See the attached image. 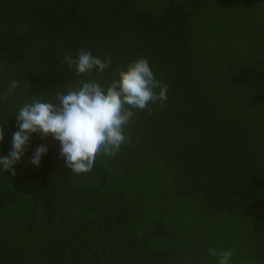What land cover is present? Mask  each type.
Instances as JSON below:
<instances>
[{
    "label": "trees",
    "instance_id": "16d2710c",
    "mask_svg": "<svg viewBox=\"0 0 264 264\" xmlns=\"http://www.w3.org/2000/svg\"><path fill=\"white\" fill-rule=\"evenodd\" d=\"M81 49L110 67L77 75ZM140 57L167 100L133 109L115 156L74 174L32 134L0 168V264H264V0H0V156L29 96L106 88Z\"/></svg>",
    "mask_w": 264,
    "mask_h": 264
},
{
    "label": "clouds",
    "instance_id": "9594fccd",
    "mask_svg": "<svg viewBox=\"0 0 264 264\" xmlns=\"http://www.w3.org/2000/svg\"><path fill=\"white\" fill-rule=\"evenodd\" d=\"M111 62V53L102 59L83 49L75 59L71 53L64 57V63L74 68L77 75L93 70L103 73ZM20 83L11 80L4 96L13 93ZM26 87H31L29 82ZM167 91L168 85L157 80L148 60L140 57L129 62L126 70L117 69L106 88L95 80L77 81L66 92H56L58 103L29 96V102H25L15 115L17 130L11 134V150L0 156V168L15 176L14 165L21 161L32 134H38L42 140L51 136L59 142V158L65 161L68 170L86 174L94 167L98 153L115 156L130 140L124 128L135 114L133 109L144 110L149 103L163 104ZM4 136L5 129L0 127V143ZM47 152L46 144L39 145L29 164L39 167ZM208 254L218 257V264H229L232 257L231 251H218L215 247L209 248Z\"/></svg>",
    "mask_w": 264,
    "mask_h": 264
}]
</instances>
